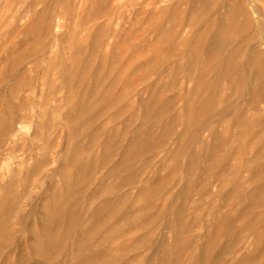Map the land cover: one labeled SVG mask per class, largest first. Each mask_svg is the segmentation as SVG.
<instances>
[{"label": "rangeland", "instance_id": "1", "mask_svg": "<svg viewBox=\"0 0 264 264\" xmlns=\"http://www.w3.org/2000/svg\"><path fill=\"white\" fill-rule=\"evenodd\" d=\"M263 8L0 0V264H264Z\"/></svg>", "mask_w": 264, "mask_h": 264}, {"label": "bare ground", "instance_id": "2", "mask_svg": "<svg viewBox=\"0 0 264 264\" xmlns=\"http://www.w3.org/2000/svg\"><path fill=\"white\" fill-rule=\"evenodd\" d=\"M252 1H253V0H252ZM261 5H262V4H261ZM256 6H257V5H256ZM259 6H260V5H258L257 7H259ZM262 7H263V6H262ZM258 9H259V8H258ZM261 9H262V8H260V10H261ZM263 9H264V8H263ZM257 11H258V10H257ZM254 12H256V11H254ZM262 12H263V11H262ZM262 15H263V14L261 13V16H260L261 18H262ZM260 17H259V18H260ZM259 23H260V22H259Z\"/></svg>", "mask_w": 264, "mask_h": 264}]
</instances>
